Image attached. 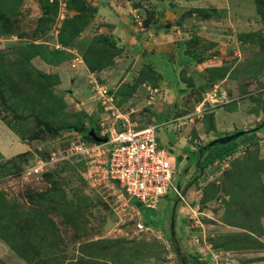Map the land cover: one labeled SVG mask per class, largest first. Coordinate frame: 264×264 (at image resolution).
I'll return each mask as SVG.
<instances>
[{"label":"rangeland","instance_id":"1","mask_svg":"<svg viewBox=\"0 0 264 264\" xmlns=\"http://www.w3.org/2000/svg\"><path fill=\"white\" fill-rule=\"evenodd\" d=\"M135 1L146 22L153 1ZM259 2L169 0L178 54L160 83L153 61L98 32L89 0H0V264H264ZM219 91L225 102L215 104ZM123 118L156 126L182 200L168 189L136 207L107 179H85L84 160L62 157L72 142H89L88 130L103 137ZM228 141L211 161L198 157L199 147ZM36 158L47 162L37 174Z\"/></svg>","mask_w":264,"mask_h":264},{"label":"built area","instance_id":"2","mask_svg":"<svg viewBox=\"0 0 264 264\" xmlns=\"http://www.w3.org/2000/svg\"><path fill=\"white\" fill-rule=\"evenodd\" d=\"M133 21L141 29L143 19L134 10ZM97 99L106 110L114 108L112 96L107 89L94 84ZM215 104L225 102L224 91L210 94ZM116 111V110H115ZM113 114V112H111ZM118 116V115H116ZM118 128L111 126L105 131V141L76 140L65 149L64 158L76 156L85 161L86 171L84 178L94 181L96 178H105L120 192L121 197L129 202L131 199L148 206L165 195L171 189L174 195L182 200L179 189L172 184L173 167L170 153L161 148L155 137L156 126L146 124L134 126L124 118ZM184 123L181 121L177 124ZM55 152L51 153L49 162L56 160ZM47 162L36 158L32 171L37 174ZM137 229L142 228L136 222Z\"/></svg>","mask_w":264,"mask_h":264},{"label":"crops","instance_id":"3","mask_svg":"<svg viewBox=\"0 0 264 264\" xmlns=\"http://www.w3.org/2000/svg\"><path fill=\"white\" fill-rule=\"evenodd\" d=\"M152 1L155 8L153 16L146 22L143 21V27L135 32L138 29L131 18L133 11L137 9L135 0H89L93 6V20L96 26H98V32L106 35L110 39L116 40L118 43H122L125 48L134 50V56L143 60L145 59V62L153 61L154 64H152L153 66L151 68L156 74H159L158 82L161 83L170 79L173 71L172 66L176 65V62L173 63L171 60H168V55L169 57L172 56V58L176 57L178 47L172 43V36L167 28L168 26L172 27L173 17L177 14L173 10L177 6H171V9H169V0ZM214 1L220 3L224 0H206V2ZM247 16H250V14L246 10L244 17ZM230 114L233 115L234 113L227 112L226 116ZM226 116L223 115L220 121L222 122L224 119H227ZM216 121L217 119L214 120L215 130L213 131L219 130V124ZM230 122L232 123L231 127H233L232 118ZM228 129L223 130V133L227 134L226 136L230 134ZM0 131L4 133V130ZM221 135L218 137L222 138L225 136L224 134ZM263 220L264 218H262Z\"/></svg>","mask_w":264,"mask_h":264},{"label":"trees","instance_id":"4","mask_svg":"<svg viewBox=\"0 0 264 264\" xmlns=\"http://www.w3.org/2000/svg\"><path fill=\"white\" fill-rule=\"evenodd\" d=\"M254 3L257 5V8H260V2H259V0H254ZM262 3L264 4V0H262ZM263 20H264V18H263ZM259 127V126H258ZM258 127H256V129L258 128ZM79 130V129H78ZM251 131H253V130H250V129H248V130H243V132H242V134L241 135H243V134H247V133H249V132H251ZM85 134V133H84ZM105 135H103V137H104ZM86 137H87V139L89 140V141H92L91 140V138L88 136V135H86ZM215 141H217V140H214L213 142H215ZM232 141H228L227 143H225V145L224 146H221V145H217V144H212V145H207V146H202V147H199V149L196 151V152H198V157L199 156H206L207 154L209 155L208 157H207V162L208 161H211L214 157L216 158V157H218V156H220V155H222L225 151H227L231 146H232ZM216 145V146H215ZM207 151V152H206ZM206 152V153H205ZM205 153V154H204ZM204 154V155H203ZM132 205H134V206H136V207H139V205H140V203H138V202H136L135 200H133V199H131L130 201H129ZM181 264H186V263H184V261H181Z\"/></svg>","mask_w":264,"mask_h":264},{"label":"water","instance_id":"5","mask_svg":"<svg viewBox=\"0 0 264 264\" xmlns=\"http://www.w3.org/2000/svg\"><path fill=\"white\" fill-rule=\"evenodd\" d=\"M255 128H256V127H254V128H250V130H254ZM242 132H243V130H242V131H237V132H235V133L230 134L229 136H230V137L239 136V135L242 134ZM87 135L91 138L92 141H95V142H104V141H105V137H101V136L97 135V134L94 132L93 129L88 130V131H87Z\"/></svg>","mask_w":264,"mask_h":264}]
</instances>
